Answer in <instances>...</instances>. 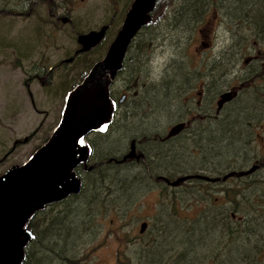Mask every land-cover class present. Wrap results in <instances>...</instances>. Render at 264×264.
Returning <instances> with one entry per match:
<instances>
[{"label": "rangeland", "instance_id": "374dc122", "mask_svg": "<svg viewBox=\"0 0 264 264\" xmlns=\"http://www.w3.org/2000/svg\"><path fill=\"white\" fill-rule=\"evenodd\" d=\"M168 1L170 2L166 6L159 8L158 18L153 24L154 30L148 38L152 47L145 52L146 72L141 79L147 88L151 86L148 91L152 97V105L150 104L145 116L147 120L140 124H135L133 120L126 121L119 126L118 131H111L106 139V154L111 153L109 148L115 144L122 151L121 154L127 153L135 134L152 135V131L162 135L168 133L171 122L179 116L178 106L174 104L176 101H173L172 95H175L181 82V69L203 70L212 64L214 67L216 62L217 72L224 71L225 49L229 48L234 39H240L245 50L238 55V70L234 73V84L238 85L237 82H242L241 78L245 76V60L254 55L251 48L263 49L264 42L257 39L244 23L229 17L232 13L223 15L211 11L200 25L202 33L197 30L194 32L195 28H187L192 12L185 13L179 23L174 24L171 20H174V10L181 0ZM255 1L257 0H227V5L239 6L237 14H241V11L251 12ZM37 2L39 3H36L32 14L18 16L7 12L22 11L24 0H0V176L13 166L23 165L44 145V141L49 139L61 120L72 85L78 81L77 77L81 76L82 79L91 69L86 70L87 67H82L83 64L80 65L78 61L60 66L62 61L72 58L74 51L79 48L77 34L99 31L109 24L115 32L120 30L125 14L122 18L120 15L130 5V0ZM211 2L219 3L221 0ZM49 12L54 16H50ZM64 18L70 24L61 22ZM114 37L115 34L110 42ZM205 40L213 46L212 50L205 52L201 44ZM104 54L105 52L100 58ZM96 57L98 56L88 59L91 61ZM44 70L46 72L43 75H37ZM170 70H173V83L162 86V82L169 79L167 71ZM218 80L225 81L226 77ZM119 85L121 84H117L115 88ZM223 86L225 84L219 85V88ZM246 98L242 94L237 102L224 107L221 116L234 118L229 123L217 126V138L213 141L216 149L212 155L207 152V163H220L229 153L242 156L240 134L244 130L243 118L254 111V108H245V104H242ZM242 107L245 109L241 110ZM111 129L110 127L109 131ZM94 138L91 137L92 141ZM155 151L159 166L167 169H153V176L169 174L176 179L182 174L180 168H174L182 167L184 159L186 163L193 160L188 156L182 158L178 148L174 146ZM126 167H108L96 176L101 186L114 182V192L109 198V206L105 202V196L102 197L101 208L90 217L91 221L84 217L86 210L94 205L86 202L87 199L79 202L77 207L74 206V212L60 221L51 220L41 236L43 245L37 249L38 264H59L54 252L69 256L71 244L77 240L80 241L75 250L79 253L77 258L80 264H243L244 258H250L253 246L264 248L261 238L245 235L234 242L237 243V250L228 252L234 245H229L226 238L209 231L204 225L196 226L193 223L200 221L197 217L204 213L205 208L198 210L196 205L204 194L205 198L208 197L206 187L186 186L182 200L176 204L163 189V183H158L154 178L146 179V169L131 165ZM212 201L206 199L205 207H211ZM226 206V200L222 198L213 208L222 211ZM173 210L177 212L173 213ZM168 214L176 217H164ZM235 215V220L241 223L238 217L243 214ZM164 218L170 221L166 224L168 227L160 230L157 226L165 221ZM84 220L90 223L85 225ZM142 222L148 225L146 231L140 234ZM177 223H181V227L168 225Z\"/></svg>", "mask_w": 264, "mask_h": 264}, {"label": "flooded vegetation", "instance_id": "af4514ba", "mask_svg": "<svg viewBox=\"0 0 264 264\" xmlns=\"http://www.w3.org/2000/svg\"><path fill=\"white\" fill-rule=\"evenodd\" d=\"M37 1L38 0L33 1L27 12L20 11L15 13L12 11L7 12V14H16L18 16L30 15L33 13L32 10ZM163 1L166 2V0ZM130 6L131 3L126 12L129 10ZM159 8L160 6H158L157 9H153L147 23L135 34L129 43L123 57L121 68L117 71L109 86V98L113 105L110 122L103 130L91 132L85 137V144L87 147L86 160L80 162L75 169H73L75 179H77L80 184L78 193L84 188L88 180L92 182L93 178L95 181L98 173H102L103 169H106V167L120 169L124 166L131 165L139 169H167L159 166L155 159V150L172 148L174 146L178 148L180 152L179 155L182 156V158H187L186 156H188L189 159L193 158V160L191 159L192 161L187 163L184 159L185 162L182 167L178 166L174 168H180V174L182 175L178 178H187L173 186L171 184L178 178L175 179L171 176H152V178L163 183L172 201L176 204L180 203L186 186L195 185L199 188L203 186L207 188L206 194L208 197L205 198V194L204 197L200 196L202 200H200L196 206L198 210L202 207L205 209L203 211L204 213L197 218L204 219L208 215L210 208L216 207L220 200L225 198L227 206L225 210H222L221 216L229 213L231 219H236L235 214L242 213L243 215L238 217L239 220L241 219L244 222L251 220V218L257 219L261 221V228L264 229V46L262 50L251 48L254 55L245 60V76L241 78L242 82H237L238 85L234 84V73L238 70V55H240L242 51L244 53L245 50V48L243 50L240 39H234L235 45H233L234 42H232L229 48L226 47L224 54V71L217 72L216 62L214 63V67L212 64L208 67L206 66L203 70L188 71L185 68L181 69V82L178 84L175 95H172L173 101H176L174 104L178 106L179 116L178 118L176 117V120L171 122V125L168 127V133L162 135L152 131V135L146 133H142L141 135L135 134L129 143L127 153L121 154L122 151L117 148L116 144L112 148H109V150H111L110 154L105 153L106 143L108 142L106 137L111 135V131H118L119 126L126 121L133 120L135 124H140L147 120L145 116H147V110L152 102V97L149 96L148 91V89H151V86L147 88L146 84L142 82L141 76L146 72L144 64L146 58L145 52L152 47V42L148 38L154 30L153 24L158 18ZM126 12L124 13L125 15ZM49 13L50 16H54L52 12ZM229 17L232 16L229 15ZM66 23L70 24V21L67 19V22L64 24ZM201 24L202 22L196 23L193 31H201ZM110 26V24L103 26L107 27L105 37L97 46L101 44L105 45L107 33L111 30ZM205 38L208 37L206 36ZM257 39L264 42V38ZM145 42L147 43L145 44ZM253 43L255 44L254 41ZM110 44L107 45L105 54ZM201 44L205 52L213 49V46L207 40L201 42ZM78 46L79 48L74 51L72 58H68L71 59V62L76 61V56L88 53L97 47L91 48L88 52H79L81 46ZM234 48L235 51L233 52ZM104 55L100 60L104 58ZM234 58H236V61ZM66 61L67 59L62 61L60 66L65 63H71ZM39 72L40 73L37 75L42 73V71ZM167 73L169 79L164 80L161 84L162 86L173 83L171 79L173 70L167 71ZM224 76L226 77L225 81L218 80V78H223ZM117 84L121 85L116 89L115 87ZM224 84L225 86H223V88H219V85ZM223 93H229L230 99L219 109L218 101ZM242 94L247 97L242 101V104H245V108H254L253 112L246 114L243 118L244 130L243 133L240 134L243 143L241 150L242 156L239 157L236 154L229 153L226 159L220 163L217 162L213 165L207 163V152H211L210 154L212 155V152L216 149V145L213 144V141L217 138V126L227 122L229 123L233 121L234 118L221 116L224 107L227 108L230 104L237 102ZM245 94H247V96ZM245 108L242 107L241 110ZM175 126H179V129L176 133L169 136V131ZM110 127L112 129L109 131ZM99 133L104 135L102 141L95 139L97 138L96 136L100 137ZM93 136L95 138L92 141L91 137ZM131 149L134 151L132 158H127L122 161L123 157H125ZM101 152L104 153L102 154ZM246 172L247 174H244ZM227 175L230 176L225 179ZM78 193L69 194L67 197L77 195ZM206 199L209 201L211 199L213 200L212 203L210 202L211 207L209 208L205 207ZM164 217L173 218L176 216L168 214ZM214 218H217V214ZM168 225L181 227V223ZM258 230L253 233L264 237V230ZM258 248V245L253 246L252 250L255 252L253 253L255 257L253 256L254 258L250 257V259H246L243 264H258L257 262L264 264V248Z\"/></svg>", "mask_w": 264, "mask_h": 264}, {"label": "water", "instance_id": "95a60500", "mask_svg": "<svg viewBox=\"0 0 264 264\" xmlns=\"http://www.w3.org/2000/svg\"><path fill=\"white\" fill-rule=\"evenodd\" d=\"M156 1L133 0L121 30L104 58L91 67L82 82L67 96L61 120L46 143L23 165L13 166L0 176V264L23 263L24 248L30 240L24 226L30 216L50 203L79 192L80 184L73 169L86 160L85 137L102 130L110 122L113 105L109 86L121 68L129 42L149 20ZM62 21L65 23L67 19ZM106 30L107 27H103L99 31L78 35L79 52H87L99 44ZM229 99V93L221 94L218 108ZM178 129L179 126L173 127L169 136ZM133 154L131 149L122 161L132 158ZM185 178H178L171 185ZM146 227L147 224L142 222L139 233L142 234Z\"/></svg>", "mask_w": 264, "mask_h": 264}, {"label": "trees", "instance_id": "16d2710c", "mask_svg": "<svg viewBox=\"0 0 264 264\" xmlns=\"http://www.w3.org/2000/svg\"><path fill=\"white\" fill-rule=\"evenodd\" d=\"M132 1L133 0H130V3H132ZM24 2H25V6H24L25 9H23L22 11H28V9L33 3V0H24ZM169 2L170 1L168 0L167 2H164L163 0H157V3L155 4L154 8L157 9L158 6H162V5L166 6ZM41 3H44V2H41ZM263 5H264V0L263 1L257 0L252 4L251 12L241 11L240 12L241 14H237V11L239 10V6H236V7L228 6L227 0H221V2L219 3L211 2V0H181V2H179V5L174 10V20H171V21H173L174 24H177L179 23V19L182 16H184L185 13L187 14V13L192 12L191 20L188 23L189 26L187 25L188 26L187 28L194 29L195 24L203 22L207 14H209L211 11H217L218 13L223 14V15L232 13L231 18L232 19L236 18L234 21L244 23V25L248 29L251 30L254 36H256L257 38L263 39L264 38V8H263ZM124 13L125 12L122 11L120 18H122V15ZM117 31H119V29ZM117 31L115 32V30L111 28V30L107 33L105 45L101 44L88 53H83L80 56L79 55L76 56L77 57L76 61H78L80 65L83 64L82 67H87L86 70H89L92 67V65H94L97 61L101 59L100 58V56H102L101 54L105 52L108 43L112 39L113 35L114 34L116 35ZM95 56H98V57H96L95 59L91 61L88 59V57H91L90 59H92ZM45 72L46 70H44V72H42L41 74L43 75ZM86 74L87 73L83 75L82 79L85 77ZM80 79H81V76L77 77L76 80L78 81L72 85L73 87L71 88L70 91H72L77 85H79L78 83L81 82L82 80ZM62 82L64 83V81ZM99 135L101 137L99 140L102 141L104 139V135L102 133H99ZM106 139H108V137H106ZM46 141H44L43 144H45ZM106 169H108V167H106ZM152 176H153V169H146V175H145L146 179H151ZM157 176L163 177V175H157ZM157 176H153V177H157ZM168 176H169L168 174H165V177H168ZM157 182L160 183L161 181H157ZM101 185L102 184L98 183L97 178L95 179V181L92 178V182L91 180H88L85 183L84 188L77 195L66 197L65 199L51 203L43 207L41 210L35 212L32 216H30V218L28 219L26 223L25 229L30 233L31 236H30V240L27 242L24 248L25 258L22 264H38L39 257L36 254L37 249L42 247L43 245V243H41L42 242L41 236L46 231V227L48 226V224L51 223V220L54 219V220L60 221L61 219L65 218L67 215L72 214L74 212L73 207L74 206L77 207L79 202L80 203L85 202L86 199H87L86 202H89V203L92 202V204L94 203V205L90 210L88 209L86 210L85 216H84L85 219L90 220V217L95 215V213L98 212V210H100L101 208L100 205H101V202L104 196H105L104 199H106L105 202L108 205L109 198L114 192L112 190L114 186V182L113 183L109 182L107 184L105 183L103 186ZM103 188L105 189V191H102ZM163 189L166 190L164 186H163ZM57 206H59V208H57ZM48 208H51V209L47 210ZM215 209L216 208L211 207L210 210L208 211V215L204 219H200V221H196V222L194 221L193 223L196 226L198 224L204 225L209 231L212 230L214 233L222 235L223 238H226L229 245L231 246L234 245L231 247L232 249L230 248L228 250V252L237 250L235 248L236 247L235 245L237 243L234 244V242L235 241L238 242V240L240 238L245 237V235L253 236L254 234L255 237L261 238L262 240H264V237H262V235L258 236L255 233H253L254 231L258 230V228H261V221L251 218V220L244 221V222L242 220H239L241 221L240 223L236 221L235 219H231L228 214L221 216L222 211L215 210ZM176 212H177L176 210H173V213H176ZM216 214H217V218H214ZM84 221H85V225L90 223L89 221L88 222L86 220ZM168 221L170 220L165 219V221L164 220L161 221L158 224L157 228L160 230L165 229L166 227H168L166 225ZM260 230H264V229L262 228ZM79 241L77 240V241L72 242L71 251H70L71 254L69 256L60 254L58 252H54L55 257L59 261V264H80V261L77 258L79 253L76 252L75 250L76 247L79 245L78 243ZM253 253L255 252L253 251L252 254H250V257L254 256ZM227 260L229 259L227 258ZM245 260L246 259L244 258V261Z\"/></svg>", "mask_w": 264, "mask_h": 264}, {"label": "bare ground", "instance_id": "6f19581e", "mask_svg": "<svg viewBox=\"0 0 264 264\" xmlns=\"http://www.w3.org/2000/svg\"><path fill=\"white\" fill-rule=\"evenodd\" d=\"M132 2H133V1H132ZM154 7H155V6H154ZM123 20H124V19H123ZM120 30H121V28H120ZM120 30H119V31H120ZM119 31H118V32H119ZM117 34H118V33H117ZM117 34H116L115 36H117ZM104 37H105V36H104ZM132 39H133V38H132ZM132 39H131V40H132ZM102 40H103V39H102ZM102 40H101V41H102ZM101 41H100V42H101ZM112 41H113V40H112ZM130 42H131V41H130ZM130 42H129V43H130ZM77 44H78V43H77ZM99 44H100V43H99ZM78 45H79V44H78ZM97 45H98V44H97ZM97 45H96V46H97ZM128 45H129V44H128ZM127 47H128V46H127ZM126 50H127V48H126ZM126 50H125V52H126ZM87 52H88V51H87ZM62 113H63V112H62ZM105 126H106V125H105ZM105 126H104V127H105ZM104 127H103V128H104ZM102 130H103V129H102ZM100 131H101V130H100ZM98 132H99V131H98ZM38 149H39V148H38ZM244 174H247V172L244 173ZM200 178H203V177H200ZM25 226H26V225H25ZM25 226H24V229H25ZM146 228H147V227H146ZM145 230H146V229H145ZM25 232L28 233V234L30 235V233H29L26 229H25ZM143 233H144V232H143ZM140 234H141V233H140ZM30 236H31V235H30Z\"/></svg>", "mask_w": 264, "mask_h": 264}]
</instances>
